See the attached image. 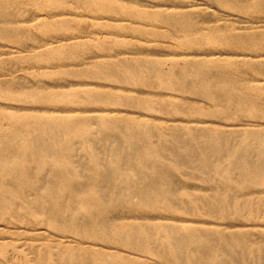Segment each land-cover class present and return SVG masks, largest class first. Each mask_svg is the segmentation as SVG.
<instances>
[{"label": "rangeland", "instance_id": "374dc122", "mask_svg": "<svg viewBox=\"0 0 264 264\" xmlns=\"http://www.w3.org/2000/svg\"><path fill=\"white\" fill-rule=\"evenodd\" d=\"M111 1L132 11L151 14L159 12L172 16L191 13L193 18L185 21L192 23L189 28L191 36L202 38V44L199 41V44L195 43L193 47L183 46L182 42L186 38L184 29L177 26L176 22V24L162 22L161 17L143 20L125 17L117 12H92L87 10L80 0H0V123L3 127L7 128L9 125L8 114L40 115L49 118L64 115L88 120L92 119V115L97 114L111 119L145 120L152 128L156 127V124L202 127L217 144L221 141L215 136L216 130L231 133V129H234L236 136L227 140L230 145L240 143L241 134L245 131L255 130L264 134V71L251 69L246 64L264 66L262 36L264 0H234L232 5L225 3L224 0H138L135 3L133 0ZM192 3H195L194 6ZM254 4L257 5L256 10L252 8ZM213 28L219 29L224 35L231 34L245 38L250 42L249 49L242 50L235 46L213 44L203 39ZM74 43L76 45L60 58L48 59L44 56L51 48L71 46ZM185 61L203 64L206 61H229L233 65H239L241 72L233 74V78L244 88V94L252 102L245 104L241 112L232 109L230 112L233 118L224 120L227 119L226 116L215 114L214 103L205 97L188 91L160 90L143 82L130 81L120 65L125 62L143 67L149 62H156L161 71L167 72L172 63L182 68ZM109 64L114 65L115 77H111L98 67ZM230 67L206 66L205 69L213 71L211 74L214 77L222 79L230 73ZM190 81L192 82L193 79ZM38 95H42L44 99L51 95L65 97L55 101L48 99L45 101L38 99ZM90 95L103 97L95 100ZM160 102L164 105L168 102H185L184 105L191 103L204 113L195 119L197 122H189V118L183 113L171 115L162 110ZM92 123L89 133L99 132V124L96 121ZM125 134L123 130L115 135L107 132L104 133L105 136L92 141L86 137H79L76 139L75 156L72 158L81 172V177L75 179L72 185L77 192L84 195L88 193L87 188L94 176L92 156H97L100 161L99 170L107 177L98 185V190L104 202L113 204L106 212L108 225L148 224L160 221L175 226L198 225L204 228H217L227 233L230 239L229 243L222 242L212 235L222 259L234 257L240 260V264H264V184H249L236 190L233 198L239 202L249 203L239 214H234L233 208L228 207L226 214L211 216L206 213L207 210L216 207L225 210L222 205L217 206L216 202L220 201L219 194L229 189L228 185L216 176L212 165L207 170H203L205 164L202 162L200 152L196 151L194 144L187 141L184 136L181 137L180 142H170L162 141L157 134H153L151 141L161 149L165 158L166 164L158 169L161 170L159 177L163 176L162 180L168 188L169 196L180 204L182 201L178 196L183 192H190L206 197L205 202H201L199 215L193 213L192 205L186 204H184L188 210L186 213H166L153 211L150 207L141 209L137 206H129L128 199L124 200L125 196L131 195L126 187L127 178L119 176L115 177V180L111 179L114 176L108 167L110 158L116 153L122 155L124 169L134 170L135 160L129 151L127 153L123 150ZM229 154V149L224 151L221 158L223 166L228 163ZM257 159V153L253 151L250 156L251 164L253 165ZM175 165H178L177 169H169ZM62 168L61 164L45 170L41 175L44 184L49 183ZM71 202L73 207L78 204L77 200ZM253 210H256L257 214H252ZM95 213L96 210L89 207L82 214L91 216ZM159 216L165 218L161 219ZM0 234V243L5 244L6 247V255L0 253V264H34L47 247L77 248L76 240L86 245L94 242L97 244L96 247L110 245L111 249L128 255L126 248L88 238L86 231L79 232L75 229L74 222L69 223L64 230H55L38 223L5 221L0 223ZM145 260L150 264H157L150 258Z\"/></svg>", "mask_w": 264, "mask_h": 264}, {"label": "bare ground", "instance_id": "6f19581e", "mask_svg": "<svg viewBox=\"0 0 264 264\" xmlns=\"http://www.w3.org/2000/svg\"><path fill=\"white\" fill-rule=\"evenodd\" d=\"M224 1L230 5L234 2V0ZM80 2L83 3L87 10L92 12H117L123 14L125 17L143 20L161 17L162 22L166 24L176 22L177 26L184 29L186 34V38L182 42L183 46L193 47L195 43L199 44V41L202 44V38L191 36L189 28L192 23L189 24L185 21L193 18L191 13L172 16L167 14V16L159 12L151 14L132 11L111 0H80ZM133 2H138V0H133ZM193 4L195 3H192V6H194ZM252 8L256 10L257 5H252ZM262 25L264 24L262 23ZM262 36L264 37V34ZM204 38L213 44L235 46L242 50L249 49L248 46L250 45V42L246 41L245 38L231 34L224 35L223 32L215 28L210 29ZM74 45L76 44L71 45L72 47L58 46L51 48L44 56L48 59L60 58L66 51L71 50ZM193 55L195 54L193 53ZM246 64L251 69H256L260 72L264 71L263 65ZM120 65L126 71L130 81L143 82L147 86L160 90L188 91L205 97L214 103L213 112L215 114L226 116L227 119L224 120L233 118V114L230 112L232 109L241 112L245 104L252 102L244 94V88L237 84L233 78V74L241 72L240 66L233 65L229 61H206L205 64L185 61L183 69L172 63L167 72L161 71L156 62H149L143 67L125 62H122ZM206 66H210L211 68L231 67L230 73L219 79L211 74L213 71L205 69ZM98 67L107 72L111 77L116 76L113 69L114 65L109 64ZM191 79H193L192 82L190 81ZM90 96L95 100L103 97ZM64 97L63 95H51L44 99L42 95L37 96L38 99H44L45 101L47 99L55 101ZM160 103L162 110L167 111L171 115L183 113L189 118V122H197L195 119L204 113V111L201 112V110L191 103H186L187 105H184L185 102H168L165 105L162 102ZM257 115L259 116L260 113ZM7 117L9 118L7 119L9 121L7 128L3 127L0 123V223L5 221L10 223L19 221L24 224L38 223L39 225H47L48 229L64 230L69 223L74 222L75 229L79 232L86 231L88 238L93 240L99 239L106 244L128 249L127 255L126 253L123 254L124 252L111 249L110 245L96 247L97 244L94 242L90 241L91 243L86 245L84 242L76 240L75 242L78 244L77 248L66 247L58 249L53 246L47 247L44 252L40 253L34 264H150L145 260L147 258L156 261L157 264H240V260L238 261L234 257L221 258L222 255L220 254V250L217 249V244L212 235L222 242L229 243L230 239L227 233L217 228H204L198 225L175 226L160 221L148 224L128 223L108 225L106 223V212L113 204L104 202L98 190V185L102 181H105V177H107L99 170L101 167L100 161L97 156H92L94 176L87 188L88 193L84 195L77 192L75 186L72 185L75 179L78 180L81 177V172L72 158L75 156L77 138L86 137L92 141L103 136L104 133L109 132L115 135L123 130L126 132L123 150L127 153L129 151L135 160L134 170L127 171L124 169L122 165L123 157L116 153L110 158L108 167L114 176L111 179L115 180V177L118 178L119 176L127 178L128 184H126V187L130 190L131 195L125 196L124 200L128 199V205L137 206L141 209L150 207L153 211L166 213H186L188 212L184 206L186 204L192 205L193 213L199 215L198 213L201 212L200 208L202 206L201 202L204 203L206 197L197 196L190 192H183L178 196L182 201V204H179L169 196L168 188L164 180H162L163 176L159 177L161 170L158 169L161 165L166 164L165 158L162 156L161 149L151 141L153 134H157L162 141L170 142H180L181 137L184 136L187 141L194 144L195 150L200 152L202 162L205 164L203 170H207L212 165L216 176L229 187L225 193L219 194L220 201L216 202L217 206L222 205L225 207V210H220L216 207L207 210L206 213L211 216L226 214L227 208L232 207L233 213L239 214L241 209L245 208L249 203L235 200L233 194L237 192L236 190L249 184H264L263 133L255 130L245 131L241 134L242 140L240 143L230 145L227 143V140L229 137L236 136L233 131L234 129H231V133H227L225 130H216L215 136L219 137L221 141L220 144H217L213 142V139L204 128L192 125L165 126L163 124H156V127L152 128L150 123L145 120L130 118L111 119L108 116L97 114L92 115V119L90 120L64 115L49 118L40 115L8 114ZM149 117L153 118V116ZM92 121H96L99 124V132L90 134L89 132L94 123ZM220 125L222 124L220 123ZM253 125H255L254 122ZM168 135H170V138H168ZM228 149L230 152L228 155L229 160L223 166L221 158L224 151ZM176 151L177 148L175 153ZM253 151L257 153L258 159L252 165L250 156ZM61 164L63 165L62 170L49 183L44 184L41 178L42 173ZM177 166L169 167V169L175 170L178 168ZM71 200H77L78 204L73 207ZM89 207H93L96 213L91 216L83 215L82 213L89 209ZM253 211L252 214H257L256 210ZM160 218L165 217L162 216ZM151 219L154 220L155 218L151 217ZM3 235L5 234L3 233ZM0 249V253L5 256V244L0 243ZM146 255L147 258L144 259Z\"/></svg>", "mask_w": 264, "mask_h": 264}]
</instances>
